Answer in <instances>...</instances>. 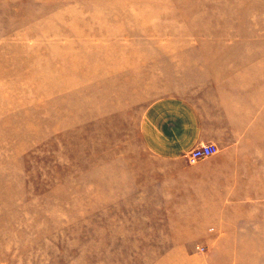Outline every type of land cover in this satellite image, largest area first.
<instances>
[{
    "label": "rangeland",
    "instance_id": "1",
    "mask_svg": "<svg viewBox=\"0 0 264 264\" xmlns=\"http://www.w3.org/2000/svg\"><path fill=\"white\" fill-rule=\"evenodd\" d=\"M240 58L264 75V0H0V264H264V212L169 228L146 195L145 109ZM240 145L191 164L264 176V132Z\"/></svg>",
    "mask_w": 264,
    "mask_h": 264
},
{
    "label": "crops",
    "instance_id": "2",
    "mask_svg": "<svg viewBox=\"0 0 264 264\" xmlns=\"http://www.w3.org/2000/svg\"><path fill=\"white\" fill-rule=\"evenodd\" d=\"M241 58L236 66L217 60L174 73L170 93L144 111L141 132L155 155L148 186L155 192L146 195L167 198L164 219L174 223L169 228H196L193 223L199 221L219 223L223 214L264 212L263 202L259 208L240 209V204H225L223 199L263 197L264 187L258 181L264 176H247V184L235 185L224 160L204 171L186 156L203 143L216 144L223 155L241 147L249 134L264 132V75L256 79V72L244 67L246 58Z\"/></svg>",
    "mask_w": 264,
    "mask_h": 264
},
{
    "label": "built area",
    "instance_id": "3",
    "mask_svg": "<svg viewBox=\"0 0 264 264\" xmlns=\"http://www.w3.org/2000/svg\"><path fill=\"white\" fill-rule=\"evenodd\" d=\"M219 151L218 147L214 143H203L192 148L187 156V159L190 163H195L202 158L211 156Z\"/></svg>",
    "mask_w": 264,
    "mask_h": 264
}]
</instances>
